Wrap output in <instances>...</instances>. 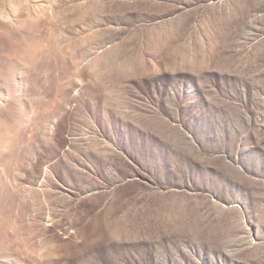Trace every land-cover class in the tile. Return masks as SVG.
Here are the masks:
<instances>
[{
    "label": "rangeland",
    "instance_id": "obj_1",
    "mask_svg": "<svg viewBox=\"0 0 264 264\" xmlns=\"http://www.w3.org/2000/svg\"><path fill=\"white\" fill-rule=\"evenodd\" d=\"M153 263L264 264V0H0V264Z\"/></svg>",
    "mask_w": 264,
    "mask_h": 264
},
{
    "label": "crops",
    "instance_id": "obj_2",
    "mask_svg": "<svg viewBox=\"0 0 264 264\" xmlns=\"http://www.w3.org/2000/svg\"><path fill=\"white\" fill-rule=\"evenodd\" d=\"M153 197H155L154 195L151 196L150 200H144V202H142L139 206L138 204H134L131 205L130 208L131 209H144L148 212V218H153L154 214L153 211L154 209H158V208H162L165 216L168 219V223L164 224V225H160V224H147V225H131L130 226V230L129 232L132 234L129 236V240L132 243H137L140 242L138 241V239H142V241L146 242V243H150L149 240H152L154 238V236L152 235L155 232H162V233H170V232H177L178 230V225H172L171 222H169V220L171 219L172 216H176L177 218H188L189 216H191L194 212L193 209H189V204H188V198H186L187 196L182 195V200L183 203L181 206L178 203L179 200V194H171V193H167L164 194V196H162V203L158 204V201L155 200ZM172 197H174L172 199ZM174 200V203H173ZM172 210H173V215H172ZM191 214V215H190ZM183 227V226H182ZM119 227L117 228V232ZM183 232H188L189 230L187 228H183L182 230ZM146 233L145 236H139V233ZM135 234V235H133ZM154 264V263H153ZM155 264H159V263H155Z\"/></svg>",
    "mask_w": 264,
    "mask_h": 264
},
{
    "label": "bare ground",
    "instance_id": "obj_3",
    "mask_svg": "<svg viewBox=\"0 0 264 264\" xmlns=\"http://www.w3.org/2000/svg\"><path fill=\"white\" fill-rule=\"evenodd\" d=\"M256 7V6H255Z\"/></svg>",
    "mask_w": 264,
    "mask_h": 264
}]
</instances>
